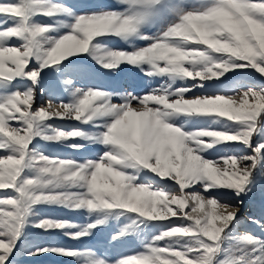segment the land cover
Instances as JSON below:
<instances>
[{"label":"snow or ice","instance_id":"obj_1","mask_svg":"<svg viewBox=\"0 0 264 264\" xmlns=\"http://www.w3.org/2000/svg\"><path fill=\"white\" fill-rule=\"evenodd\" d=\"M113 2L123 7L0 0V264L29 228L84 241L108 219L71 231L75 221L45 215L43 206L118 213L110 243L168 226L118 259L82 243L21 250L17 264L46 253L51 264H264V236L237 231L247 222L264 232V218L245 221L229 202L259 196L264 206V0ZM151 26L158 30L148 35ZM102 37L132 50L109 48ZM137 39L151 42L138 47ZM74 57L121 73L118 86H77L97 70ZM247 75L256 81L240 79ZM36 141L81 155H47ZM234 234L255 247L229 254Z\"/></svg>","mask_w":264,"mask_h":264},{"label":"rangeland","instance_id":"obj_2","mask_svg":"<svg viewBox=\"0 0 264 264\" xmlns=\"http://www.w3.org/2000/svg\"><path fill=\"white\" fill-rule=\"evenodd\" d=\"M55 3H63L68 4L71 6V4H104L112 8H121L123 6L117 5L113 2V0H53ZM36 19L42 23V24H52L56 20H64L67 19L69 23L74 22L71 18L65 17V16H58V17H45V16H38ZM61 32L68 31V28L61 27ZM156 26H151L148 29H146V32L148 35H153L157 32ZM100 40H103L105 42H108L109 48H120V49H127L131 51L132 49L129 47L128 43H125L121 39H117L115 37H102L98 38ZM151 41H145V40H134L132 43H134L138 47H143L145 44L150 43ZM73 60H80L84 61L87 59V62L95 67L97 70V75L92 78H86L83 81H77V86L84 87V88H98L103 89L106 91H111L114 87L118 86V79L117 77L121 75V73H116L115 75L112 72H109L108 70L102 68L99 64H96L95 61L91 60L90 58H79L74 57ZM67 64V62H65ZM128 65H122V69H128ZM137 71L138 70H132ZM249 73H251L252 70H245ZM243 81H250L255 82L256 77L252 75L242 76L240 77ZM261 81H264V77H259ZM156 86V85H153ZM137 87H142V81H137ZM64 99H68V97H63ZM40 104H44L46 106L47 99L39 101ZM36 105L34 104V107ZM183 118L178 121V123H182ZM57 123L60 127L64 128H71V127H82L86 130L90 128V125H81L78 122L75 121H57ZM197 126V121L193 120L192 123L189 125V127H195ZM35 143H39L40 150L44 151L47 155H53V156H61V157H68V156H76L79 158L81 155L80 153L73 152L70 148L67 147V145H61V144H47L43 141H36ZM71 143V142H70ZM97 148H99V145H96ZM87 155L90 158H93L95 156L94 151L90 150ZM240 200H243V203H240ZM231 204H233V208L230 210L237 211L238 215L242 217L245 221H247V218L249 216H256L258 218H264V206H261L260 204V197L257 196L254 199H250L249 197H232L229 201ZM42 211L45 215H50L55 218L60 219H67L71 221H75L78 225L77 228L71 229V231H78V230H84L86 226L91 223L92 221H95L98 218L108 217L106 223L98 228H96L92 235L89 237L84 238V241H76V240H69L67 236L63 235V233L56 232L52 234L48 233H42L39 229H31L29 228L25 235L21 238L20 242L16 245L15 250L13 253L9 256L8 261L6 264H17V257L21 250H34L35 247L43 246V245H50V246H56V247H76L79 248L82 243H88V244H96V245H103L105 248H107L110 252V255L113 259H118L122 255H130L133 252H138L141 250L142 243L145 242L146 239H150L151 235L157 234L161 231L162 228L167 227V224H152L149 228V236L147 238H141L140 240L135 241L134 243H126V242H116V243H110L111 236L113 233H115L118 229V227L121 226L122 220H118L117 216L118 213H99V214H93L91 217H89L88 213L85 212H69L64 208H48L47 206L42 207ZM239 219V218H238ZM238 233H245L250 232L255 236H264V232L261 231L260 228H258L256 225L252 223H242L240 228L237 230ZM28 233H31L29 236ZM235 238L230 240L227 243V249L228 253H233L235 249L237 248H243V249H250L252 247H255L253 245H245L241 243L239 240L238 235H235ZM21 264H51V260L46 253L43 257H27L21 261ZM59 264H77L76 260H69L68 258H59Z\"/></svg>","mask_w":264,"mask_h":264}]
</instances>
